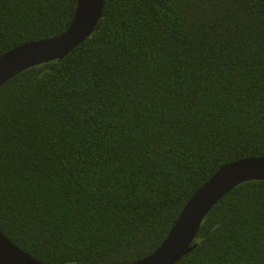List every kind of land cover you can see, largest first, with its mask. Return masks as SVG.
<instances>
[{"label": "trees", "instance_id": "obj_1", "mask_svg": "<svg viewBox=\"0 0 264 264\" xmlns=\"http://www.w3.org/2000/svg\"><path fill=\"white\" fill-rule=\"evenodd\" d=\"M78 0H0V56L63 34ZM264 156V0H104L64 58L0 87V230L44 264L153 254L222 166ZM175 264H264V180Z\"/></svg>", "mask_w": 264, "mask_h": 264}, {"label": "water", "instance_id": "obj_2", "mask_svg": "<svg viewBox=\"0 0 264 264\" xmlns=\"http://www.w3.org/2000/svg\"><path fill=\"white\" fill-rule=\"evenodd\" d=\"M103 5L104 0H78L74 19L63 34L22 44L0 56V87L29 67L64 58L93 33ZM250 180H264V156L245 157L222 166L187 202L158 249L130 264H175L195 246L201 223L212 208L236 186ZM0 264L44 263L0 230Z\"/></svg>", "mask_w": 264, "mask_h": 264}]
</instances>
